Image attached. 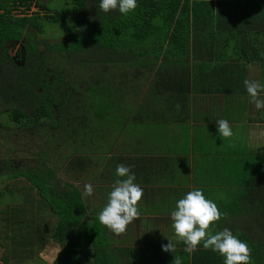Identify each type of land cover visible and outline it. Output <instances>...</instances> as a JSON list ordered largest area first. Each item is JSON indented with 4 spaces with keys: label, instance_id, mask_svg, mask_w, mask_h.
Segmentation results:
<instances>
[{
    "label": "trees",
    "instance_id": "trees-1",
    "mask_svg": "<svg viewBox=\"0 0 264 264\" xmlns=\"http://www.w3.org/2000/svg\"><path fill=\"white\" fill-rule=\"evenodd\" d=\"M99 3L0 0V165L9 180L28 182L46 208L39 218L8 220L0 210L8 252L31 259L55 245L51 264H173L175 255L182 264H224L202 244L188 253L178 238L148 232L143 216L176 210L180 199L170 186L185 178H177L178 157L131 145V126L187 124L192 182L227 213L213 234L230 229L251 249L250 264H264V143L249 141L264 109L256 110L244 86L246 79L264 85V0H137L127 14L105 13ZM33 4L39 9L29 12ZM53 26L61 33L43 38ZM218 95L223 103L214 105ZM198 96L211 102L202 113L193 105ZM215 119L244 127L248 139L222 138ZM118 164L131 166L144 190L138 227L131 223L119 236L99 221L123 179ZM168 238L175 253L162 250Z\"/></svg>",
    "mask_w": 264,
    "mask_h": 264
},
{
    "label": "clouds",
    "instance_id": "clouds-1",
    "mask_svg": "<svg viewBox=\"0 0 264 264\" xmlns=\"http://www.w3.org/2000/svg\"><path fill=\"white\" fill-rule=\"evenodd\" d=\"M99 8L105 13L118 9L120 13L127 14L137 8V0H100ZM244 86L256 110L264 109V98H260L264 85L256 80L246 79ZM216 124L222 138H231L234 135L228 120L216 119ZM116 175L123 179L115 181L108 203L99 213V221L119 236L127 231L131 223L139 219L138 205L144 190L135 183L136 176L131 166L118 164ZM93 193L94 186L86 183L84 195L91 196ZM226 216L227 213L221 212L214 201L205 197L202 190L195 189L177 201L176 210L171 213L170 219L176 237L185 245V252L192 253L202 244L204 249H211L225 257L224 264H250L251 249L230 229L224 228L213 234V225ZM168 241L167 244H162V250L175 253L176 245L169 238ZM173 264H182L181 258L175 255Z\"/></svg>",
    "mask_w": 264,
    "mask_h": 264
},
{
    "label": "rangeland",
    "instance_id": "rangeland-1",
    "mask_svg": "<svg viewBox=\"0 0 264 264\" xmlns=\"http://www.w3.org/2000/svg\"><path fill=\"white\" fill-rule=\"evenodd\" d=\"M41 3H48L50 0H39ZM54 6H57L58 3L53 2ZM39 7L36 4H33L29 9V12L36 11ZM60 28L51 27L47 28L46 31L42 34L43 38H48L49 40H54V37L59 35ZM201 96H198L196 101L193 102L194 107L200 113L204 112L207 109L205 106H209L211 102L209 99H201ZM222 95H218L213 100L214 105H221L223 101L221 100ZM201 110V111H200ZM218 113L214 114L215 118H218V115L223 113L222 110H217ZM220 112V113H219ZM212 117V114L210 115ZM216 121V119H215ZM193 124V122H192ZM244 124V123H243ZM232 130L234 135L231 138H228L229 141H234L237 139V136H241L242 138L248 135L244 134V127H238V125L231 124ZM244 129V131H243ZM250 133V145L254 144L256 146H262L264 143V124H255L253 127L249 128ZM128 143H130L127 140ZM139 144L141 147L146 149H151L154 152H162V153H169L172 155H178L183 157L184 162L186 161V153L190 150V128L187 124H167V125H155V124H142V125H135L131 126V145ZM249 144V143H247ZM5 148L0 149V156L6 154ZM7 157H10L15 166L19 164L17 161V155L13 158V154H7ZM17 158V159H16ZM4 165H0V188L3 189L2 194H0V210L5 209L4 212V219H12L13 215L17 217L22 216H30L35 215L36 217L42 215L40 209H46L43 206H40L39 200L36 196L33 197V192H31L29 188V183L24 181V179L20 178L15 181V179L9 180L7 176L3 175L6 170L4 169ZM185 174V173H184ZM182 174V175H184ZM186 175L182 176L181 178L185 177ZM188 180H191V175L188 174ZM15 181V182H14ZM10 188L11 190H6L5 187ZM15 189V191H12ZM46 211V210H45ZM34 217V216H33ZM53 221L55 219L53 218ZM4 221H2V215H0V260L6 261L8 264H45L52 261L53 251L58 249V246H51L53 250L45 249V251H41L39 255L33 254L31 259L24 258L25 254L15 252L10 253L8 252L7 243L8 240H4L1 236L4 233L1 228L3 227ZM7 224L10 223L7 221ZM36 224V221L34 222ZM25 227V226H23ZM8 233L10 236L14 233L12 231V227L7 228ZM25 230V229H24ZM44 230V229H43ZM43 230L40 228H35L34 233L43 234ZM109 233V231H108ZM177 238V237H174ZM48 244L50 245V240H48ZM36 246V245H35ZM54 247V248H53ZM36 250V249H35ZM39 252V251H38ZM9 253V254H8ZM6 254L7 256H3ZM6 257V258H4Z\"/></svg>",
    "mask_w": 264,
    "mask_h": 264
},
{
    "label": "crops",
    "instance_id": "crops-1",
    "mask_svg": "<svg viewBox=\"0 0 264 264\" xmlns=\"http://www.w3.org/2000/svg\"><path fill=\"white\" fill-rule=\"evenodd\" d=\"M236 129L238 131V127ZM244 134H246L245 131H244ZM165 154L169 155V153H165ZM170 155H172V154H170ZM185 155H186V161H185V163H183L184 162L183 157L178 156V155H172L174 157H178L179 161L181 162V164L178 166V168L180 170L179 171L180 173L178 174L177 178L181 179L182 176L186 175L184 177L185 178V181L182 180V183L181 184L180 183H175V184H172L170 186V188L174 189V194H177L176 196L179 199H181V197H183L184 195H186L188 192L196 189V186L192 182L193 169L191 167V164L193 162V159L192 158L195 156V154H194V152H192V151L189 150ZM186 162H187V164H186ZM182 174H184V175H182ZM188 174L191 175V180H188L187 179ZM180 187L187 188V191L184 193V195L180 191H178V189ZM176 191H177V193H176ZM159 193H160V195H161L162 198H167V197H169V194H167V193H170V191H168L167 193H166V191H164L163 193L162 192H159ZM170 215L162 214V213H159V212H156V213H145L143 216L145 218H147V220H149L151 222V224H152L151 227H149L148 229L145 228V230L147 229L148 232L150 231V233H154L156 235L162 233V234H165L167 237H169L170 235H172L173 237H176L175 230L172 227V221L170 219ZM133 224L135 225L134 222H133ZM135 226L138 227V225H135ZM142 230H143V228H142ZM32 248L34 250L37 249L35 246H32ZM177 248L178 247L176 246V250L178 251ZM45 249H50V252H51V250H53L51 247H46V248L44 247L43 249H41V251L42 250L45 251ZM59 250H60V246H58V249L56 251L55 250L53 251V253H55V254H53L52 261L57 256ZM52 261L49 262L48 264H51ZM137 263L143 264L142 263V260L138 261ZM131 264H136V263H134V262L131 261Z\"/></svg>",
    "mask_w": 264,
    "mask_h": 264
},
{
    "label": "flooded vegetation",
    "instance_id": "flooded-vegetation-1",
    "mask_svg": "<svg viewBox=\"0 0 264 264\" xmlns=\"http://www.w3.org/2000/svg\"><path fill=\"white\" fill-rule=\"evenodd\" d=\"M17 49H14L13 51H12V56H13V58L14 59H16L17 57H18V55H17V51H16Z\"/></svg>",
    "mask_w": 264,
    "mask_h": 264
},
{
    "label": "water",
    "instance_id": "water-1",
    "mask_svg": "<svg viewBox=\"0 0 264 264\" xmlns=\"http://www.w3.org/2000/svg\"><path fill=\"white\" fill-rule=\"evenodd\" d=\"M10 46H12V44H10ZM21 53H22V58L21 60L23 59V49L21 50ZM20 64L22 63L21 61L19 62Z\"/></svg>",
    "mask_w": 264,
    "mask_h": 264
}]
</instances>
